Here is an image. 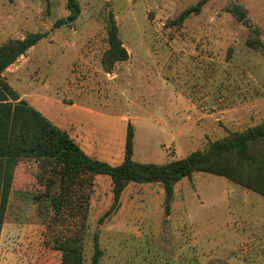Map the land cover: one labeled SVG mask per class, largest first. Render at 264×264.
<instances>
[{"label":"rangeland","instance_id":"rangeland-1","mask_svg":"<svg viewBox=\"0 0 264 264\" xmlns=\"http://www.w3.org/2000/svg\"><path fill=\"white\" fill-rule=\"evenodd\" d=\"M198 0H0V44L46 33L6 71L21 99L69 134L89 154L122 162L129 124L134 159L183 158L231 131L264 122V52L250 48L251 26L264 41V0H208L181 25L171 20ZM247 9L248 22L229 10ZM113 12L129 58L108 72L102 57ZM41 167L17 166L0 233V264H61L50 242L72 221L47 224ZM111 179L97 175L84 244L94 237L99 264H264V196L212 173L195 172L174 187L169 214L162 183H130L116 210Z\"/></svg>","mask_w":264,"mask_h":264},{"label":"trees","instance_id":"trees-1","mask_svg":"<svg viewBox=\"0 0 264 264\" xmlns=\"http://www.w3.org/2000/svg\"><path fill=\"white\" fill-rule=\"evenodd\" d=\"M208 0H198L171 20L181 25L193 14H199ZM69 13L54 22L53 27L73 23L81 13L78 0H68ZM228 10L240 21L248 22L247 9L231 3ZM107 27L109 46L102 63L106 71L129 58L119 35L113 12ZM247 45L264 52V41L257 26L250 27ZM46 33L31 31L21 38H10L0 44V233L8 207L17 166L24 160L41 167L46 190L36 199L49 201L47 224L72 221L64 235L53 236L50 246L61 253V264H84L86 223L91 191L97 175L110 177L113 203L104 214L116 210L124 189L130 183H162L165 210L169 214L175 185L197 172L223 176L264 196V122L243 130L231 131L223 138L211 141L208 147L192 151L183 158L165 163L139 162L134 155L135 129L128 125L124 158L119 164L89 155L69 132L50 121L39 110L21 99L5 79V71L36 45ZM103 256L99 237H94L90 264H99Z\"/></svg>","mask_w":264,"mask_h":264},{"label":"crops","instance_id":"crops-1","mask_svg":"<svg viewBox=\"0 0 264 264\" xmlns=\"http://www.w3.org/2000/svg\"><path fill=\"white\" fill-rule=\"evenodd\" d=\"M31 48H32V47H31ZM31 48H30V49H31ZM24 55H25V54H24ZM22 56H23V55H22ZM22 56H21V57H22ZM18 59H20V57H19ZM13 64H14V63H13ZM13 64H12V65H13ZM12 65H10V66L7 68L6 71H9V70L12 71V68H11ZM6 71H5V73H6ZM5 73H4V74H5ZM5 79L7 80V76H6V74H5ZM20 98H22V97H20ZM10 195H11V194H10ZM1 232H2V230H1Z\"/></svg>","mask_w":264,"mask_h":264}]
</instances>
